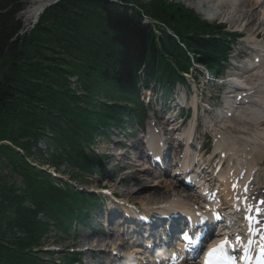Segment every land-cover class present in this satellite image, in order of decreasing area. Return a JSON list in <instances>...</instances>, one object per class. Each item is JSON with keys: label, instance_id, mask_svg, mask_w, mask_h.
Instances as JSON below:
<instances>
[{"label": "trees", "instance_id": "obj_1", "mask_svg": "<svg viewBox=\"0 0 264 264\" xmlns=\"http://www.w3.org/2000/svg\"><path fill=\"white\" fill-rule=\"evenodd\" d=\"M29 1L0 0L1 69L6 71L11 60L0 79V156L24 174L26 184L24 195L18 194L16 184L1 183L0 173V264H47L32 247L42 242L49 227L46 219L33 222L36 213L24 208L25 202L35 205L38 217L43 212L65 230L83 219L86 205L94 200L93 194L77 191L26 160L46 130L56 151L48 154L37 147L39 158L48 157L56 169L67 162L79 172H91L96 159L88 146L100 130H123L128 113L139 115L141 83L157 81L169 88L184 82L182 73L195 64L219 73L233 38L216 21L165 0L155 1L150 11L122 0H67L47 10L56 17L55 29L42 31L61 47L53 49L56 56L47 57L44 45L50 39L41 45L38 30L25 42L19 35V11ZM81 5H92L95 12L88 43L80 37ZM75 76L79 91L70 79ZM76 174L71 178L78 180ZM14 229L26 238L9 240ZM72 260L81 262L74 254L67 256Z\"/></svg>", "mask_w": 264, "mask_h": 264}, {"label": "rangeland", "instance_id": "obj_2", "mask_svg": "<svg viewBox=\"0 0 264 264\" xmlns=\"http://www.w3.org/2000/svg\"><path fill=\"white\" fill-rule=\"evenodd\" d=\"M42 0H30L27 5L19 11L18 18L20 19L21 25V31L19 35H21L22 40L25 42L29 37H32L31 34H33L35 31L40 34V38H44V40L41 41V45H43V41H47L46 39H50L47 44H45L44 51L47 54V57H51L52 54L56 56L53 51V49L60 50L61 47L56 44L52 43L51 36L47 35L45 32H43V27H48L49 29H55L53 27V22L55 16L48 15L47 10L50 9V7H55L56 5L63 4L67 0H44L49 3V5L46 7L45 10H43L38 16H30L29 10L32 8H36L38 4H40ZM79 2L80 4L83 3V1L74 0ZM126 3H131L133 6L142 7L145 10H152L153 3L155 1L159 0H122ZM163 1V0H162ZM171 3H176L180 5L183 10H193L196 15L198 14L200 17L206 18V19H212L213 21H216L218 24H223L229 32H236L241 31L239 34L240 37H242L237 43L233 45V52L230 55L228 68L226 70L224 78L227 79V77L231 74L238 73L236 72L237 67H245L249 64V62L260 52L258 50L254 51L252 49H249V44H247L248 36L249 34H253L256 31L261 32L260 30H257L259 27L258 20H255L254 23H249V17L243 16L239 17V13L234 10L236 7L235 4H233L235 1H238L236 4L239 5V9H251L249 7V0H231L225 2L224 0H165ZM225 2V3H224ZM224 3V9H220L221 4ZM61 6V5H60ZM80 18L78 22H80V34L81 39L85 43H88V31H91L95 25L96 22L92 20L94 7L92 5H81L80 8ZM91 10V11H89ZM240 18V19H239ZM148 21V20H147ZM154 21V20H153ZM154 23H158V21H154ZM256 25V26H254ZM258 25V26H257ZM52 31V30H51ZM57 31V30H56ZM257 41H264V34L263 33H257L256 32ZM50 37V38H49ZM90 37V36H89ZM51 42V43H50ZM84 46V44H81ZM24 47V44L23 46ZM93 47L91 46L89 48V51L93 50ZM52 49V50H51ZM92 53V52H91ZM66 55V54H65ZM238 56V57H237ZM67 57V56H64ZM8 65L6 67L7 69L11 68V60L7 59ZM48 64H52V61H47ZM264 63V60L262 64ZM260 68V67H259ZM259 68H256L253 72L249 73L250 75L253 73L257 75L259 74ZM0 79L3 78V74L6 72L4 69H1L0 64ZM264 70V68H263ZM4 71V72H3ZM75 77L70 78L72 81V86L76 87L78 82V79ZM193 79H195L193 77ZM258 79V80H257ZM202 81H206L205 77H201ZM264 80L263 77H257L254 79L253 82L257 83L259 81ZM196 84V83H195ZM191 85V84H190ZM197 85V84H196ZM198 87H195L193 85L191 91L192 96L194 98H198V102L200 104V107L204 105V103H209L210 105H216L217 103H222L223 99L220 100V97L217 95V86L216 84H210L209 86L204 84L197 85ZM78 90L77 88H75ZM180 94L181 97L184 95L187 90L186 88L180 87ZM79 91V90H78ZM158 93H160V89L158 90ZM264 96V92L262 94ZM220 100V102H217ZM183 98L181 97V104L185 105V103L182 102ZM194 102V101H193ZM180 106L176 108V113L179 112ZM204 108V107H203ZM172 117V116H170ZM211 116H206V119H210ZM173 118V117H172ZM182 120H187L185 117H182ZM211 121V120H210ZM193 122V119L191 118V121L184 126L181 131H185ZM176 124H174L175 126ZM207 125H205V121H201V127L196 131L197 138H200L202 136V131L206 130ZM259 128L264 129V126H260ZM204 129V130H203ZM210 137L212 139L215 138L213 133L209 132ZM51 131L46 130L45 137L41 138L38 142V148H40L44 153L51 152V150H55L56 148L52 142L51 139ZM176 138V137H175ZM128 145L126 150L120 151L119 150V144H123L124 142ZM134 137L132 139L126 138L123 140L122 134L115 133L114 136H112L110 139L106 137H99L95 140V147L94 150L96 151V154L100 155V157L105 158V167L101 170L98 168H95V171L91 174V177L85 176L84 178H80L79 180L74 181V178H71V175L77 176L76 173L80 172L76 167H72L69 163H63L62 166H57V176L65 179L75 187L77 191L83 190V191H98L103 190L109 191V195L118 193V195L122 199H130V202H136L138 205H145L146 209L151 208L153 210L157 209H163L164 206L169 205V203H172V201H187V197L181 198V195L184 193V189L181 186H175L172 184L173 188L171 190H168L169 187L167 183H173V177H167V175H164V179L161 178V176L157 174L154 170L151 172L144 171L143 168L139 166H133L134 164H139V159L137 158L134 162L131 158L137 157L139 151L137 148L131 147L134 144ZM213 141V140H212ZM172 143L173 141L170 140ZM1 144V142H0ZM176 146L178 147V142L175 141ZM34 147L33 152L29 154L31 158L35 159L39 164L46 165L49 167H53V164H51V160L47 159L48 157L42 159L39 158V155L37 153L38 148ZM212 147H216V141L212 142ZM177 149V148H176ZM24 151V150H23ZM54 151V152H55ZM120 152V153H119ZM24 153V152H23ZM117 156H120V158H116V156H113L114 154ZM125 153V154H124ZM28 154V153H27ZM124 154V155H123ZM211 154H214L213 152ZM207 158V157H206ZM4 160L7 162V164L3 163ZM0 173H1V183H5L7 185L10 184H16V186L19 188L18 194L24 195V189H26V184L24 182V174L22 175L18 171H13L14 169L12 167H9V161L7 159L0 156ZM3 161V162H2ZM41 162V163H40ZM131 163V164H128ZM128 168L125 173H122V168L120 166H125ZM128 165V166H127ZM55 168V167H54ZM50 170V169H49ZM53 170V169H52ZM77 170V171H76ZM71 179V180H70ZM165 180V181H164ZM116 187V188H115ZM186 196L187 193L185 192ZM147 196L148 201H141L142 199L145 200V197ZM150 198V199H149ZM189 198V197H188ZM153 200V201H151ZM189 201V200H188ZM24 208L27 210L33 211L36 213L34 214L35 222L38 223V220L46 219L47 226L49 227V232L43 237L42 242H40L38 245L34 244L32 247V250L34 254H36L39 259H42L47 264H55L56 262L64 263L66 261V254L73 251H79L81 253H84L83 255V264H89L90 257L94 256L93 263L98 262L100 264L99 259V252L104 250V253L102 254H110V251L106 246H102L103 244H100L98 247L93 248L92 241L93 239L97 238L98 234L99 236L104 235V231H110V228L112 225L109 223L107 218L103 217L104 210L107 206L104 207L102 210L101 216H98L93 210V215L91 219V223L93 225L92 229H88L84 226V224L76 225V227L71 229V232L69 234H65L61 231V229L54 226V223L51 221V219H48L45 213L41 212L39 214L40 217L37 216V209L35 205H33L30 202L24 203ZM155 208V209H154ZM96 210V209H95ZM49 222V225H48ZM102 227H101V225ZM101 228V232H98ZM114 228V227H113ZM15 231L13 233H8L7 237L9 240L15 239V237L19 238H26L27 234H24L23 231L14 229ZM98 232V233H97ZM109 238V245L114 244L113 242L117 243L120 240L116 237H113L111 234L108 235ZM103 237V236H102ZM112 249H118V254H127L128 248L130 247H114L112 245ZM95 251V253H94ZM94 253V254H93ZM65 260V261H64ZM65 263H69L66 261ZM64 263V264H65Z\"/></svg>", "mask_w": 264, "mask_h": 264}, {"label": "bare ground", "instance_id": "obj_3", "mask_svg": "<svg viewBox=\"0 0 264 264\" xmlns=\"http://www.w3.org/2000/svg\"><path fill=\"white\" fill-rule=\"evenodd\" d=\"M225 2L231 1V0H224ZM224 2V3H225ZM238 1H235L233 4L236 5L234 10L239 13V17L247 16L249 17V23H254L255 20H258L259 27L256 31L257 33H263L264 34V0H249V7L251 9H239V5L236 4ZM224 3L221 4L220 9H224ZM49 5L47 1L42 0L40 4L36 8L30 9L29 15L30 16H38L43 10L46 9V7ZM239 18V19H240ZM256 26V25H254ZM258 26V25H257ZM256 32L253 34H249L248 40L251 43L252 49H258L259 51H264V41H257ZM254 43V46L252 45ZM260 58V55H256ZM255 56V57H256ZM262 56V55H261ZM254 57V58H255ZM256 57V58H257ZM254 58L249 62V64L246 66V68H237L236 71L239 72L238 74L234 73L229 75V78L225 80V83L230 86L231 89H238L244 96V99L241 100V102L237 101V96H232V93H228V99L226 101V106L228 107L229 112H233L232 118L224 119L225 123H229L230 127L232 126V129L235 133H221L219 130L216 129V133H218V136H221L220 141L217 145V150L221 153H223L224 157L228 156L229 163H231V160L234 159L238 166L233 169V166H229L228 171H223L220 175L222 178V181L224 182L223 186L225 187V194L223 196L231 200L235 196V192H242L244 195L247 193V196L252 199L253 201H256L259 207H264V204L261 203V201H264V172L262 171V167L264 166V130H261L259 128L260 126L264 125V97L260 95H254L252 93H256L260 89L258 88L261 83L264 82H258L255 84L254 79L257 77H263L264 79V63L260 65L259 74L256 77V74H249L250 70H252L254 65L256 64V60ZM255 58V59H256ZM259 60V59H258ZM239 70L244 71L245 73H241ZM258 80V79H257ZM164 85V84H163ZM168 92V91H166ZM237 92V91H235ZM198 101L196 98L195 101ZM178 102V101H177ZM248 103V105H247ZM238 105L247 106L245 108L238 109ZM177 106V104H175ZM226 110V111H227ZM263 121V122H260ZM170 127V128H169ZM168 130L174 131L175 129L178 130L177 126H169ZM212 128V126H210ZM99 129H103L102 127ZM108 130V128H104ZM100 130V132H97L95 135V139L101 137L102 135H107V131ZM213 129V128H212ZM215 129H213L214 131ZM240 132L239 134L236 132ZM154 132V131H153ZM156 132V131H155ZM244 134H249L250 137H245ZM125 154V153H124ZM160 155V153H159ZM161 156V155H160ZM166 155H164L165 158ZM147 168V167H146ZM144 168V169H146ZM53 169L54 173L57 175V170L54 167H51ZM233 170V171H232ZM231 172V174H230ZM71 180V179H70ZM235 185V189L233 190L231 188V184ZM177 185L174 182L169 184L168 190H171ZM204 187V185L202 186ZM207 190L204 191L203 194L207 195V191L209 189V186H206ZM116 188V187H115ZM246 188V191L244 190ZM174 189V188H173ZM221 191H216L214 193V196L218 197L217 200H221L220 198ZM96 194H94L95 196ZM185 194L182 195V197ZM212 195V193H210ZM181 197V198H182ZM208 197V196H207ZM120 196L118 193L115 192L113 200H117L121 202L119 199ZM150 199V198H149ZM130 199H124L123 201H129ZM195 202L198 205L205 204L208 202V199L206 197H203L202 195L195 196ZM141 201H148L147 196L145 197V200ZM153 201V200H151ZM122 203V202H121ZM130 205H135L136 202H130ZM175 203V202H174ZM141 205V204H140ZM235 205L233 203L229 204L228 207H222L219 205L220 209L223 211V213L228 214L232 210V206ZM142 207L146 208L145 205H141ZM238 207V206H237ZM147 209H151L150 207ZM149 211V210H148ZM175 211H179L175 210ZM239 211V209H238ZM145 212H147L145 210ZM106 214H108L109 222L113 226H117L121 234L128 233L129 230L133 231H140L143 235L147 236L148 238L153 237L155 234L152 242L154 243V247L157 249V255L160 256L162 252L158 251L159 245L163 243H172L173 240H175L176 235L178 234L175 226L169 225L165 230L158 231L159 224L157 221H153L151 224L145 223V222H137L135 218V213L132 212L129 208H124L120 206L119 204L111 202V205L107 208ZM230 215V214H229ZM228 215V218H229ZM234 222H231L229 224V227L233 226ZM158 231V232H157ZM168 231V233L166 232ZM156 232V233H155ZM98 233V232H97ZM109 233V232H108ZM104 233V235L101 234V236L97 235V238L93 239L92 244L93 248L98 247L100 244H103L102 246H106V248L109 249L110 252H113L115 249H112V245L114 247L118 245L119 242L112 245H109V234ZM111 233V232H110ZM154 233V234H153ZM113 237V233H111ZM103 236V237H102ZM138 242H141V240H138ZM117 250V249H116ZM100 251L99 253H101ZM89 264H98V262L93 263V259H90ZM115 262V261H114Z\"/></svg>", "mask_w": 264, "mask_h": 264}, {"label": "snow or ice", "instance_id": "obj_4", "mask_svg": "<svg viewBox=\"0 0 264 264\" xmlns=\"http://www.w3.org/2000/svg\"><path fill=\"white\" fill-rule=\"evenodd\" d=\"M264 204V201H261ZM259 211V210H257ZM184 239L188 245H193L194 243H198L194 235H189L187 233L184 234ZM237 243L240 242V238L237 237ZM228 241L225 240L222 244H220L217 248L212 249L208 252V259L205 261V264H226L227 258L224 256V249L228 245Z\"/></svg>", "mask_w": 264, "mask_h": 264}]
</instances>
